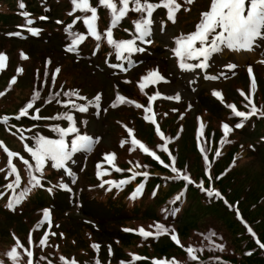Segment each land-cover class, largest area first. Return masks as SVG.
Wrapping results in <instances>:
<instances>
[{"label": "rangeland", "instance_id": "374dc122", "mask_svg": "<svg viewBox=\"0 0 264 264\" xmlns=\"http://www.w3.org/2000/svg\"><path fill=\"white\" fill-rule=\"evenodd\" d=\"M153 2H158V0H153ZM177 2L181 6L193 5L194 8L187 13L181 12V15L177 17V26H170V28L169 26H163L159 28V32H164L163 34H157L160 35V41L163 43V45L160 44L162 52H151L152 56L145 53V56L150 57V62L148 61L149 65L140 63L138 64L139 67L134 70L128 69V66H126L128 70L123 68V73L126 70V74L125 76H120L121 79L116 81L115 85L111 83L112 78H108L106 76L108 74L102 71L106 69L102 63H99L101 67L97 68L96 63L90 65V63H86L82 59L79 60L80 58L73 55L68 50V47H60L62 41L61 33L66 30L67 34L70 31L69 26H75L79 22V20H76L75 23L73 22L75 19L73 17L74 14L79 12H73L74 8L68 9L73 4L72 0H41V6H37L41 8L40 11L27 10L24 13H28V16L26 17L23 13L21 21L16 23V28H4L7 32L0 31V54L6 56L4 66L0 68V93H2L0 95V118L8 117L6 122L0 119V137L2 139L0 142H3L0 145L1 209V205L7 202V196L10 192V189H7V185H3L7 182L8 176L16 177L18 173L21 177H26L19 170L17 172L11 171L12 164L15 167L20 165V158L18 155L10 156L9 152H25L29 143L24 147L9 130H12L16 134L22 133L21 136L24 138L26 135H32L33 143L29 147L35 149L38 137L43 136L49 139H58L59 134L54 131V128H68L71 126L70 123L72 121H59L60 124H56L54 118L69 114L77 124L80 134H86L94 140H99L98 150L108 147L119 149L116 142L122 141V137H125L129 143H132V140L136 137V140L145 145L149 149V152H145L138 145L143 154L144 162H141L137 157L136 159L123 160L118 169L124 170L119 172L116 168L102 165L103 156L105 157L107 151H104L103 156L101 153L93 154L84 161L79 171L75 168L67 170V174L70 175L68 185L57 179L59 186L62 187L61 189L82 188L83 193L88 197L98 195L101 198L108 196L114 198L115 196L103 193L109 192L114 188L124 189L127 187L131 188L130 193H134L133 188L139 189L140 184H137V182L143 178L148 183L153 177H156L158 182L154 183L152 188L153 190H157L160 187L161 192H164L169 187L166 183L175 184L178 182L179 186L171 190L170 193H173L177 188H180V191H177L169 198V204L179 203L183 199V196L180 194L181 192L187 195L184 208L193 204L201 193H204V195L211 199H215L217 202L219 199H222L225 205L236 211V220L246 223L247 230L254 233L253 226L242 217L243 207L244 209L248 208V204L253 200L249 199L252 195L248 193L243 202L242 197L244 194L238 198H233L232 194L227 195L222 184L207 182L193 169L191 165L193 152L185 154L186 161L190 167L187 169L183 165H180L177 154L170 146L175 145L178 140L180 141L181 134L188 131L189 128L187 129L185 125L182 126L183 120H187V117L193 119L194 111H196L195 108L198 106L202 109L200 111L202 116L199 117L195 126L192 127L191 124L190 133L195 131L197 133L194 141L199 152L204 153L206 156H210L214 152L213 158H217L226 156L230 151L231 158H228L227 164L228 167H234L235 170L239 167L236 170L239 178H241L240 174L242 172L245 174L244 178H249L248 176L255 172V168L260 167L263 170L260 153L257 152L258 146L255 137H258L261 133L264 135V115H261V112H264V63L257 64V68L251 69V73L249 72V67H247L248 70L244 75L236 79L232 78L238 72L243 73L242 67L246 66V62H260L263 60V55L259 54L256 57V53L250 54L243 64H239L234 55L230 62L222 64L221 62H224L222 59L208 70L195 67L192 69L181 68L179 57L173 51L177 46L175 40L182 34H189L196 30V25L201 20V14L209 9L211 0H192L191 3L188 0H177ZM36 4L38 5L37 2ZM91 4L98 9L99 20L97 23L99 30L102 32L103 27H109V11L107 8L100 6L98 0H91ZM51 6L52 9L57 7L58 10L51 14L49 12ZM197 13L199 21L194 23L192 20L197 17ZM41 14L53 15L46 18L47 22H37H43L44 24L41 30L43 36L57 33L59 41L57 46L51 44L53 39L50 42H47L46 38L31 42L25 40V38H21V34L16 35L18 38L7 36L10 32H20L23 28H29L26 20L35 19L36 16H41ZM80 14L90 15L91 13L80 11ZM136 14L137 12L131 11L124 19H129L128 17H130L135 21L134 17ZM183 16H189L188 19L192 18L190 23ZM154 18L161 21H164V18L168 20L167 10L158 8L152 14V21H155ZM81 24L82 22L79 23V26ZM6 27L10 28L12 26ZM178 27L181 29V35H172V33L177 31ZM113 29L123 32L119 26H115ZM86 30L88 31L87 27ZM261 32L262 34L259 37L263 40L261 48L264 50V28L261 29ZM113 37L117 41L120 40L116 35H113ZM101 41L108 48H113V45H110L106 39H102ZM224 46L221 45V47ZM161 55L164 56L161 58ZM239 58H242V55ZM202 60L203 58H185V62L192 65H196ZM232 61L234 64H230ZM229 65H234L235 67H229ZM154 66L155 68L153 69ZM152 70H158L164 79L157 83H152L151 80L142 81V78ZM198 76L200 78H197ZM253 77L255 78L254 88L252 87ZM228 78L232 79L228 80V82ZM13 80H15L14 83H12ZM142 82L144 84L143 88H141ZM197 88L198 90H203L200 92V95H205L203 97H206V102L202 101V98L199 97V100L192 106L194 110L186 114L187 108L192 104L191 99L198 93ZM73 91L77 92L79 96L68 95V93ZM214 92L221 93L222 98L214 95ZM157 93H159V96L155 100L150 101L149 98ZM97 95L100 96L99 101L95 100ZM117 95H124L128 102H117ZM177 95H179V99L175 98ZM79 97H86L87 99H80ZM215 97L219 98L225 104L224 107L229 110L227 116L225 115L226 110L223 108H221L219 114L212 112L211 108L214 110L213 106H219L217 100L214 99ZM225 97L228 99H225ZM33 98L37 99L39 106L33 105L32 108L28 109V115L20 116L21 110L30 102L33 103ZM249 98L256 105L258 109L257 113L262 116L260 120L262 123L258 133L244 137V133H233L231 131L225 137L222 125L225 122L231 126L230 122L226 120L234 115V113L230 112L231 108L228 105L231 104L236 107L237 104V110L248 112L251 110ZM70 99L74 100L78 105H86L87 111L81 112L70 104H66ZM114 103H116L115 106H112ZM126 105H136V107H124ZM209 112L212 115L209 116ZM205 113H207V116ZM36 127H39V129ZM75 135V133L69 134L65 137V140H68L70 143L71 137L74 136L75 138ZM231 139L236 141V145L230 141ZM179 141L178 143H180ZM4 143H7L11 147L8 152L4 150ZM253 143L255 149H250L253 148ZM231 144L235 146H231ZM150 153H155V156ZM238 153H240L239 157L237 156ZM169 155H172V157L166 159L165 156ZM157 156L159 160L156 159ZM110 165H113V162ZM151 165H155V167L151 168ZM173 167L178 171L174 172L172 170ZM204 171V174H210L209 167H205ZM113 173H117L116 176H113ZM138 173H147V175H140ZM80 175L81 177H79ZM182 175L189 176L191 182L182 179ZM101 176L104 178L100 179L99 177ZM125 176L129 177H126L124 180L121 179V177ZM133 176L135 177L134 179L132 178ZM217 177H222V173H219ZM105 181H114L116 183H105ZM121 181L126 182L119 183ZM157 183H159L158 186H156ZM244 183L245 181L241 182L239 180L238 183H235L238 193L243 189L246 190ZM110 185L114 186L110 187ZM258 186L262 187L261 185ZM91 187H95V189L88 190ZM209 192L213 194L209 195ZM178 196L180 199H176ZM122 199L127 201L124 196H122ZM174 199L176 200L175 202L173 201ZM203 200L209 203V205L198 207L201 211L220 207L218 203L213 205L205 197ZM98 202H94L95 205ZM166 206L162 205L159 208L157 206L161 218L167 211ZM1 209L0 213H2ZM24 210L25 217H21L22 220H25L24 230L20 229L17 224H6L3 222L5 220L3 215L5 214H0V218L2 219L0 221V262L2 264H30V261L33 264L35 258L39 255L35 254L34 244L36 241L41 243L42 240L45 243H49L50 248L56 251L55 255L51 256L57 264H73V262L75 264H154L156 260L168 261L169 264L174 260L179 264L175 255L158 253L159 249H155L154 245H152L162 237L163 239H167L173 235L178 237L179 244L172 238L171 240L176 245H180L179 232L169 231V227L164 226L165 231L156 235L154 239H147L139 231L143 228L145 231L156 233L158 231L156 226L161 225L160 220H151L150 217L137 215V217H133L131 220L118 224V227H116V230L118 228V235L100 239L98 237L103 238L101 233H97V237L93 232L99 228L90 227L88 225L90 222L82 219L84 215L78 211L69 210L60 212L52 208H43L41 213L35 212V208L31 206L24 208ZM45 212L48 213L47 216H45ZM212 212H204L203 214L206 216ZM15 214L18 216V212ZM70 215L73 216L70 217ZM74 215H77L78 222L75 220ZM223 216L226 218L225 214ZM94 218L99 220L96 216ZM199 220L197 228L192 229L189 235L184 237L186 243L182 245V248L187 253H189L187 251L188 248L193 249L194 246L198 248L197 239L193 237V232L202 231L209 224L213 223L216 218L208 217L205 220L203 219V221ZM258 237L260 236L255 234L254 240ZM22 238L26 239L25 243L22 241ZM127 238H129V241L126 240ZM93 245H98L99 247H93ZM14 247L19 253L16 260H13L8 255ZM28 251L32 253L31 257L28 256ZM115 252L119 254L116 255ZM110 254H114L116 257L119 256L121 259L114 261L109 257ZM191 255H194L196 259L198 258L195 251ZM136 257H139V259H136ZM42 264L52 263L46 262Z\"/></svg>", "mask_w": 264, "mask_h": 264}, {"label": "trees", "instance_id": "16d2710c", "mask_svg": "<svg viewBox=\"0 0 264 264\" xmlns=\"http://www.w3.org/2000/svg\"><path fill=\"white\" fill-rule=\"evenodd\" d=\"M23 4V7H21ZM38 5L34 0H0V31H7L4 28L6 26H14L16 23H19L22 19L23 13L28 10V8H32L33 10L40 11L41 8L37 7ZM58 8L52 6L49 8V12L54 13ZM40 14V13H39ZM43 17H50V14H41L36 16L35 19H41ZM27 21V20H26ZM15 23V24H12ZM50 23H52L50 21ZM12 24V25H11ZM46 26V25H45ZM25 31L20 32H11L12 35L9 37H17L16 35H20ZM49 39H53L52 45H58L59 41L57 35L53 33L52 35L47 36ZM18 38V37H17ZM28 41H37L42 38H46L43 36V33H39L38 35L29 36ZM33 39V40H32ZM48 38H46L47 42H50ZM202 101L206 102V97H201ZM205 105V104H203ZM124 107L127 108H135L136 105H126ZM214 110L211 108L212 112L219 114L221 112V108L219 106H213ZM197 112L202 111L198 106L195 108ZM217 110V111H216ZM207 116V113H205ZM208 115H212L210 112ZM185 120L184 125L188 129L186 133L183 132L182 136L179 138L180 143L178 141L175 145L170 146V148L177 154L178 162L180 165H183L185 168L189 169V163L186 161L185 154L187 152H193V158L191 165L193 169L199 173L207 182L210 183H219L224 186V191L227 195L232 194L233 198H238L244 194L242 197V202L248 196V193L252 195L249 197L252 200L248 204V208L244 209L242 217L244 220L251 224L254 228V233L249 232L247 230V225L244 222L236 220V211L230 209L227 205H225L222 199H219L217 202L215 199H211L201 193L198 195L193 204L189 206H185L184 204L187 199V195L185 200L180 205H175L174 211H171L169 215L165 218H161L160 213L158 212V208L165 204V198L170 194L171 190L175 187L179 186V183L169 184V187L161 192L160 187L156 193H152V186L154 183L158 182L156 177H153L146 185L145 189L140 194H135L133 196L130 195V187L127 188H114L109 192H105V195L115 196L111 197H99L98 195L86 196L83 191L80 192L81 198V207L80 210L89 218H94L96 216L99 220H97L99 229L93 231L97 236V233H101L102 237H98L100 239L110 238L113 235H118V224L133 219V217L143 216V217H152L153 220H160L162 225H166L169 227V231L179 232V238L181 240L180 245H176L171 238L163 239V237L158 240L154 245L155 249H159L158 253L163 254H173L177 257L179 264H264V247H261L260 244L254 240L255 234H257L258 239L264 244V135L263 133L259 134L258 137H255L257 142V152L260 153V161L262 162L263 170L259 168H255V172L248 176L249 178H244L245 174L242 172L240 174L241 178L238 177L236 170L234 167H228L227 161L228 158H231L230 151L224 157L213 158L214 152L211 153L210 156H206L204 153L199 152L197 146L195 145L196 131L190 133V126H195L197 123V118ZM262 122H259L260 126ZM248 135L256 134L257 131L247 132ZM237 133H241L237 131ZM238 138V137H237ZM122 141H117L116 145L119 149L110 147V149L114 152L116 161L119 165L123 163V160L126 159H136V157L144 162L143 154L138 148V145H133V143H129L126 141L125 137H122ZM233 144L236 143L235 140H230ZM236 145V144H235ZM232 145L231 146H235ZM120 150V151H119ZM83 149L72 153L71 157L82 153ZM98 150L97 152H99ZM138 151V153H136ZM213 151V149H212ZM70 157V158H71ZM171 155L165 156L166 159H169ZM212 157V158H211ZM46 167L42 169L43 172H56V166H54V162L51 159L46 161ZM158 166V165H156ZM155 165H151V168H154ZM210 168V174H204V168ZM224 169H226L224 171ZM124 169H119V171H123ZM118 171V172H119ZM219 173H222V177H217ZM117 173H113V176H116ZM221 178V179H220ZM238 180L244 183V187L246 188L241 190L238 193V189H236V184ZM247 180V181H246ZM32 181V175L26 179V183ZM95 181V179H94ZM23 182V180H22ZM92 183V182H91ZM89 183V184H91ZM30 185L24 188L23 183L16 188L13 193H9L8 196V204H13V209H17L20 206L24 208L31 206L32 208H37L40 205L45 204V202H49L54 204L57 211H66L69 210L72 206L71 202L74 198L68 197L62 192H53L50 191L48 187H44V189H39L38 186L29 183ZM45 184V183H44ZM256 184V185H255ZM261 185L262 187H259ZM95 187L88 188V190H94ZM192 189V187H191ZM190 189V190H191ZM99 191V190H98ZM191 192V191H190ZM21 193L23 194L21 196ZM122 196L125 197V200L122 199ZM204 197L212 202V204H217L220 207L209 208V210L205 209L203 211L200 210L201 205H209V203L205 202ZM229 198V196H228ZM15 199V203L12 201ZM230 199V198H229ZM232 200V199H230ZM99 201L97 205L94 202ZM158 206V208H157ZM221 208V209H220ZM213 211L211 214H207L204 216V212ZM6 214L4 215V221L6 224H17V226L24 230L25 220H22L21 217L25 214V210L23 213L16 216L15 213L8 214L9 208L5 210ZM4 213V212H3ZM68 213V212H67ZM221 213V214H220ZM1 214V213H0ZM226 215L225 216L223 215ZM73 215H70V217ZM200 216V218H199ZM75 220L78 222L77 215H74ZM208 217H215L216 220L209 224L202 231H198L197 233L193 232V237L197 239L198 248L194 246L195 253L198 259H192L189 253H187L182 245L185 244V238L189 235L191 230L196 229L199 221H203ZM0 221L2 219L0 218ZM92 227L90 224H88ZM96 232V233H95ZM191 236V235H190ZM129 241V238L126 239ZM22 241L25 243L26 239L22 238ZM125 241V240H124ZM125 241V242H127ZM222 246V247H221ZM35 254H39L38 257L35 258V262L37 263H52L57 264L51 255H55L56 251L50 248L49 243L42 244L39 241H36L34 244ZM173 252V253H167ZM118 255V252H115ZM212 256V257H211ZM112 258V255L111 257ZM115 260H120L121 258L114 255Z\"/></svg>", "mask_w": 264, "mask_h": 264}, {"label": "snow or ice", "instance_id": "6c2138e0", "mask_svg": "<svg viewBox=\"0 0 264 264\" xmlns=\"http://www.w3.org/2000/svg\"><path fill=\"white\" fill-rule=\"evenodd\" d=\"M189 3L192 0H188ZM73 6L75 10L82 11L84 13H91L90 15H85L83 17H77V20H83L84 24L88 29V34L94 37L97 41L102 39H106L110 45H113L117 50V54L119 58L124 57V53H132L141 49L136 47V40H144V38L149 34L150 25L152 24V14L158 8H164L167 10V14L169 19L174 20L175 14L181 7V5L177 2V0H158V2H153V0H98L100 6L105 7L109 11L110 22L109 27L101 32L98 28V9L97 7L92 6L91 0H72ZM23 7V4H21ZM134 11L137 13H141L139 19L134 21V29L137 34L135 39L117 41L113 37L112 29L123 20L129 12ZM27 17L28 13H24ZM41 19H46V17H42ZM28 24L32 23V20H27ZM75 23V21H74ZM264 28V0H211L209 9L201 14V20L196 25V30L189 34H182L177 37L175 40L176 47L173 49L174 54L179 57L180 67L183 69H192V68H205L207 67V60L212 55V53L218 52L221 50V45H226L228 48H249L251 47L254 38L260 36L262 34L261 29ZM71 29V25L69 26V30ZM35 34L38 32L37 29H30ZM76 39L73 40V46L81 43L87 37L84 34H75ZM149 42V41H145ZM199 44V47L197 46ZM69 51L72 50L70 47ZM185 58L189 59H199L203 58V60L196 64H188L185 62ZM6 61V56L0 54V68L4 66V62ZM114 67H120V65H114ZM229 67H235L234 65H229ZM22 71V69H20ZM251 68H249V72L251 73ZM215 78V77H213ZM164 78L160 75L158 70L150 71L145 77L142 78V81L151 80L152 83H157ZM15 80L12 81L14 83ZM144 87L143 82L141 83V88ZM252 87H255V78L252 79ZM2 95V93H0ZM69 96H79L77 92L68 93ZM214 95L221 97L222 94L219 92H214ZM159 96V93L150 97L151 100H155ZM80 99H87L86 97H79ZM172 98V97H168ZM179 99V95L175 97ZM248 98V97H246ZM100 96L97 95L95 97L96 101H99ZM117 102L124 103L126 98L120 95H117ZM134 103V102H133ZM249 103L251 104V110L248 112L239 111L236 109L235 105H228L234 111V114L237 117L247 118L251 115H255L258 111L256 105L252 103L249 98ZM66 104H70L73 108L78 109L81 112L87 111L86 105H78L74 100H68ZM98 106V104H97ZM115 106V104L113 105ZM140 106V105H137ZM33 107V103L30 102L24 109L21 110L20 116L28 115V109ZM142 107V106H141ZM38 111V110H37ZM261 115H264V112H261ZM18 118V117H17ZM39 118V117H35ZM55 119H67L69 121H73L70 127L68 128H54L59 134L58 139H49L43 136L37 138V147L35 150L32 147H28L27 151L31 153L33 158L36 161V168L38 170H42L46 160L51 159L54 162V166L63 167L66 160H68L72 153L79 151L81 149H89L92 144L95 142L91 136L86 134H80L79 129L75 126L73 117L69 114H64L63 116L54 117ZM7 121L8 117L0 118ZM242 123L237 124L235 127H242ZM224 136L227 137L228 134L233 131V128L224 123L222 125ZM131 131V130H129ZM71 133H75V138L70 141L65 140V137ZM227 142V141H224ZM3 142H0L2 145ZM133 145H139L145 152H149V149L143 145L140 141L133 139ZM8 152V149L5 147L4 149ZM203 150V149H202ZM155 156V153H150ZM10 156H17V153L9 152ZM156 159L159 160L157 156ZM114 160V154H106L105 161L108 163H112ZM163 163V161H161ZM25 164H28L29 168L31 165L28 161H25ZM139 166V165H137ZM99 167V166H98ZM119 171V169H117ZM174 172L178 171L175 167L172 168ZM11 171L17 172L15 165H11ZM99 174V173H98ZM140 175H147V173H138ZM135 178L134 176L132 177ZM182 179L191 182V179L187 175H182ZM33 182L36 185H39V180L33 176ZM126 181H121L119 183H125ZM19 183V175L17 173V179L14 183L7 185L8 188L14 189L16 185ZM105 183H113L116 182H108ZM212 195V192L208 193ZM218 195V193H216ZM23 194L21 193V196ZM176 199H180L178 196ZM15 199L12 203H15ZM48 213L45 212V216ZM158 231L156 233L145 231L141 228L140 233L145 236L159 235L165 228L163 225L156 226ZM174 241L179 244V239L177 236L173 235L171 237ZM41 243H45V241H41ZM23 247V245H21ZM93 247H99L98 245H93ZM222 247V246H221ZM261 247H264V244H261ZM27 251V250H26ZM187 251L191 255L195 250L192 248H188ZM28 256L31 257L32 253L30 251L27 252ZM9 257L13 260H16L19 256L17 249L14 247L9 253ZM192 259H196L194 255L191 256ZM139 259V257H136ZM2 264V262H0ZM31 264V261H30ZM75 264V262H73ZM154 264H169L168 261L164 260H156ZM171 264H178L176 261H172Z\"/></svg>", "mask_w": 264, "mask_h": 264}, {"label": "clouds", "instance_id": "9594fccd", "mask_svg": "<svg viewBox=\"0 0 264 264\" xmlns=\"http://www.w3.org/2000/svg\"><path fill=\"white\" fill-rule=\"evenodd\" d=\"M197 90H198V88H197ZM199 92H202L203 90L202 89H199L198 90ZM10 207V206H9ZM0 209H1V207H0ZM10 209V208H9ZM5 210H6V208L5 207H2V209H1V214H6V212H5ZM4 212V213H3ZM9 214V213H8Z\"/></svg>", "mask_w": 264, "mask_h": 264}]
</instances>
